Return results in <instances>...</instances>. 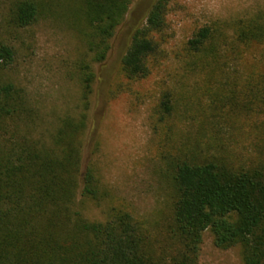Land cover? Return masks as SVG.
I'll return each mask as SVG.
<instances>
[{
	"label": "trees",
	"instance_id": "16d2710c",
	"mask_svg": "<svg viewBox=\"0 0 264 264\" xmlns=\"http://www.w3.org/2000/svg\"><path fill=\"white\" fill-rule=\"evenodd\" d=\"M133 2L10 0V25L26 29L41 18L60 19L79 34L86 51L78 66L80 112L51 130L38 132L39 113L29 95L0 78V264H198L207 231L216 247H239L244 264H264V10L236 22L230 38L204 26L186 45L187 66L208 72V80L226 92L216 117L240 112L257 120L248 128L252 152L235 155L213 123L211 129L218 130L212 141L181 140L177 153L165 156L171 197L166 221L149 227L116 207L104 221L83 214L84 201L100 207L110 198L93 166L82 172V149L95 67L107 61ZM172 2L156 0L145 27L134 33L122 62L128 80L150 76ZM252 49L260 50L263 69L253 68L241 81L236 74L243 51ZM16 55L13 46L0 42V71L10 68ZM178 107L174 94L164 92L156 130L168 126Z\"/></svg>",
	"mask_w": 264,
	"mask_h": 264
},
{
	"label": "rangeland",
	"instance_id": "374dc122",
	"mask_svg": "<svg viewBox=\"0 0 264 264\" xmlns=\"http://www.w3.org/2000/svg\"><path fill=\"white\" fill-rule=\"evenodd\" d=\"M155 2L134 0L111 41L107 61L95 67L82 172L93 166L110 198L100 207L87 200L80 204L85 217L93 221H104L112 207L130 211L147 221L149 227L166 221L171 197L165 156H174L181 140L209 142L219 129L218 137L234 148L235 155L252 152L248 128L257 120L240 112L216 117L215 108H222L226 92L218 83L208 80V72L192 71L187 66L191 59L186 45L204 26L230 38L236 22L264 10V0H173L167 28L160 36L161 53L150 61V76L130 81L123 72V58L136 30L145 27ZM9 5L10 0H0V42L13 46L17 55L10 68L0 71L1 81H12L29 95L39 113L38 132L54 129L62 118L80 112L78 66L86 51L85 44L60 19L41 18L26 29H16L8 21ZM243 52L236 74L241 81L253 68L263 69L258 61L259 49ZM166 91L174 94L178 112L165 129L156 130L158 107ZM213 123L218 129H211ZM167 132L171 139L166 138ZM198 264L244 263L239 247L220 249L212 232L207 231Z\"/></svg>",
	"mask_w": 264,
	"mask_h": 264
}]
</instances>
